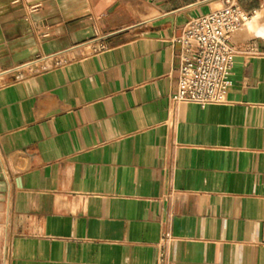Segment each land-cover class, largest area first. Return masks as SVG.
I'll return each mask as SVG.
<instances>
[{"label":"crops","instance_id":"0c3cea01","mask_svg":"<svg viewBox=\"0 0 264 264\" xmlns=\"http://www.w3.org/2000/svg\"><path fill=\"white\" fill-rule=\"evenodd\" d=\"M237 1L200 107L177 39L224 0H0V264H264V0Z\"/></svg>","mask_w":264,"mask_h":264},{"label":"built area","instance_id":"2783aa9c","mask_svg":"<svg viewBox=\"0 0 264 264\" xmlns=\"http://www.w3.org/2000/svg\"><path fill=\"white\" fill-rule=\"evenodd\" d=\"M224 1L220 8L189 19L177 39L183 45L193 44L196 52L178 68L176 102L205 107L227 101L233 57L228 40L249 16L237 0ZM20 78L17 72L15 79Z\"/></svg>","mask_w":264,"mask_h":264},{"label":"rangeland","instance_id":"374dc122","mask_svg":"<svg viewBox=\"0 0 264 264\" xmlns=\"http://www.w3.org/2000/svg\"><path fill=\"white\" fill-rule=\"evenodd\" d=\"M2 241H3V240H2V233L0 232V246L2 245ZM1 256H2V252H1V254H0V259H2Z\"/></svg>","mask_w":264,"mask_h":264},{"label":"bare ground","instance_id":"6f19581e","mask_svg":"<svg viewBox=\"0 0 264 264\" xmlns=\"http://www.w3.org/2000/svg\"><path fill=\"white\" fill-rule=\"evenodd\" d=\"M251 25H252V24H251ZM251 25H250V26H251ZM253 26H254V25H253Z\"/></svg>","mask_w":264,"mask_h":264}]
</instances>
